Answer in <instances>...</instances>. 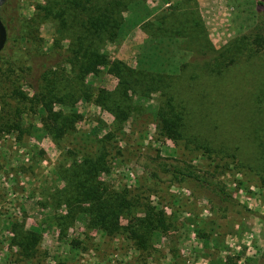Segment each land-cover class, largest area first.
Here are the masks:
<instances>
[{
    "label": "rangeland",
    "instance_id": "374dc122",
    "mask_svg": "<svg viewBox=\"0 0 264 264\" xmlns=\"http://www.w3.org/2000/svg\"><path fill=\"white\" fill-rule=\"evenodd\" d=\"M258 1L15 0V12L2 11L0 264H264ZM108 2L115 25L96 40L106 61L173 83L146 96L128 90L131 108L115 120L106 104L118 79L101 65L84 77L86 95L53 103L75 117L55 139L36 94L45 81L66 97L82 89L69 50L81 40L94 46L86 21ZM42 70H51L45 79ZM163 90L178 114L173 133L161 122ZM85 159L79 175L100 197L79 201L70 218L74 197L60 194L64 170ZM163 164L190 166L202 180L174 176ZM112 204L119 211L107 233L102 208ZM16 225L27 241L14 235Z\"/></svg>",
    "mask_w": 264,
    "mask_h": 264
},
{
    "label": "trees",
    "instance_id": "16d2710c",
    "mask_svg": "<svg viewBox=\"0 0 264 264\" xmlns=\"http://www.w3.org/2000/svg\"><path fill=\"white\" fill-rule=\"evenodd\" d=\"M15 0H7L0 7V16L2 15V11L12 9V11H16L17 7L14 3ZM258 3L264 4L263 1H258ZM7 9V10H6ZM115 10V5H111V2L106 3L104 6H100L96 11L99 12V15L96 17H91V15L87 18L86 24L88 29L94 38L95 44L92 48H90L86 42V40H81L76 43V48H70L69 50V62L73 65L72 68L78 71V75L80 83L82 85V89H77L74 92L70 93L68 97L67 95H59L56 92H53L56 89V86L53 84H49L45 81L43 88L40 86L39 91L36 94V100L41 103L43 107V111L45 112V117L43 119L49 124L48 131L55 139H60L65 136V134L72 128V123L75 121L74 113L64 114L61 111L53 110V103L57 102L64 106H68L67 104L75 100V92L76 95L82 96L86 95L89 91L88 84H83V79L89 73H98L99 66L104 65L107 72L115 75L118 79L117 84L113 90L112 98L107 101L106 109L111 112L115 120L123 119L126 117L127 113L131 108V96L128 94V90L135 92L140 89V94L146 96L151 91H156L160 87V83L167 82V87L172 85L173 79L171 76H164L163 78H158L151 72H144L137 70L136 68H131L127 66L121 61L111 60L106 61L104 55L100 52L98 44H96V40L100 37H104L107 35L106 31L110 30L115 25V19L113 16L117 15V11ZM1 19L5 25V21L1 16ZM6 27V25H5ZM256 33H264V23L261 21L255 26ZM51 53L58 54L60 53L52 51ZM84 56L83 62H81L82 56ZM79 62L78 64H76ZM81 62V63H80ZM56 65V64H55ZM76 65L78 67L76 68ZM63 71L62 69H59ZM43 73L41 76L45 79V75L50 74L51 70H42ZM55 73V72H54ZM58 83V82H57ZM58 91V90H57ZM163 95H165V99L163 100V104L159 107L161 110V122L164 128L168 133H173L176 131L178 127V114L175 112V105L172 103L173 97L168 94L167 90L162 91ZM77 99V97H76ZM71 102V103H72ZM89 160L85 159L82 162H74L67 169H65L64 180L65 185L61 189V196L67 193H70L74 197V206L73 208H69L67 217H73L74 214L78 212L77 203L79 201H90L100 197V188L97 186L91 189L89 185H86L84 182L85 179L79 175V170L82 166H85ZM161 169L165 172L171 173L174 176H182L189 179H194L197 181H201L200 177L191 169L190 166H180L176 164H163L160 166ZM94 192V195L92 194ZM58 192V191H57ZM112 204V210L102 208V217L106 218V224L103 225V229L110 233L114 231V222H116V217L118 216V207ZM59 220L65 219V215L60 216ZM147 219V218H146ZM115 220V221H114ZM157 222L164 224L165 221L160 216L159 219H156ZM141 223L144 222L143 219L140 220ZM109 222V223H108ZM149 223H153V221H149ZM148 223V224H149ZM155 223V221H154ZM141 230L144 229L143 226L140 227ZM147 230V229H146ZM144 229V231L146 232ZM14 235L18 236L19 239H24L27 241L28 232L23 229L20 225H16L14 228ZM27 234V237H26ZM26 242H23L25 244ZM142 243V242H141Z\"/></svg>",
    "mask_w": 264,
    "mask_h": 264
},
{
    "label": "water",
    "instance_id": "95a60500",
    "mask_svg": "<svg viewBox=\"0 0 264 264\" xmlns=\"http://www.w3.org/2000/svg\"><path fill=\"white\" fill-rule=\"evenodd\" d=\"M7 0H0V7L6 2ZM7 40V30L6 27L1 19L0 16V51L3 49L5 42Z\"/></svg>",
    "mask_w": 264,
    "mask_h": 264
}]
</instances>
